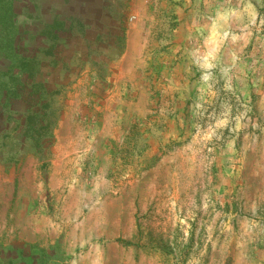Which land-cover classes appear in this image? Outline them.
Segmentation results:
<instances>
[{"label": "rangeland", "instance_id": "374dc122", "mask_svg": "<svg viewBox=\"0 0 264 264\" xmlns=\"http://www.w3.org/2000/svg\"><path fill=\"white\" fill-rule=\"evenodd\" d=\"M0 264H264V0H0Z\"/></svg>", "mask_w": 264, "mask_h": 264}, {"label": "trees", "instance_id": "16d2710c", "mask_svg": "<svg viewBox=\"0 0 264 264\" xmlns=\"http://www.w3.org/2000/svg\"><path fill=\"white\" fill-rule=\"evenodd\" d=\"M13 24V22H11ZM117 241H119L120 243L124 244V245H133L134 243L129 241V240H124V239H121V238H117L116 239Z\"/></svg>", "mask_w": 264, "mask_h": 264}]
</instances>
